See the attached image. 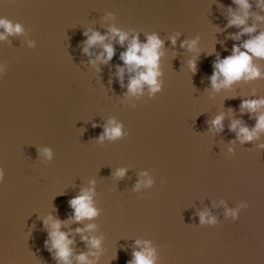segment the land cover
<instances>
[{"label": "water", "instance_id": "obj_1", "mask_svg": "<svg viewBox=\"0 0 264 264\" xmlns=\"http://www.w3.org/2000/svg\"><path fill=\"white\" fill-rule=\"evenodd\" d=\"M249 4L245 27L256 31L236 40L234 0H0V20L21 27H0V264H65L50 216L73 241L70 264L81 254L131 264L145 250L153 264H264V131L238 136L264 115L241 107L264 100V59L252 58L258 78L211 85L218 58L264 33V3ZM113 28L128 35L123 45ZM94 32L115 49L108 63L87 44ZM152 35L163 42L160 91L132 94L136 73L120 56ZM193 40L195 50L181 47ZM83 191L98 216L76 222L70 202Z\"/></svg>", "mask_w": 264, "mask_h": 264}, {"label": "clouds", "instance_id": "obj_2", "mask_svg": "<svg viewBox=\"0 0 264 264\" xmlns=\"http://www.w3.org/2000/svg\"><path fill=\"white\" fill-rule=\"evenodd\" d=\"M264 3V0H261ZM234 3L239 6L240 13H233L232 18L229 21L230 27L243 28V31L234 37L233 39L238 40L241 35L252 34L256 31V28L245 27L248 10L251 8L249 0H234ZM257 19H264L257 17ZM0 27L4 28L7 33H19L21 32V27L13 25L6 21L0 20ZM112 37H119V42L121 45L128 40V35L124 32H121L115 28L111 29ZM3 36H0V39H3ZM108 37L101 36L98 32H94L87 40L89 47L100 44L103 46L104 53L107 54V59L104 58V53H101L100 61L102 63L110 62L115 56V49L104 43ZM173 44H175V39H173ZM197 41H185L181 47L187 46L190 51L195 50ZM163 47V42L159 39L158 36L152 35L148 37L146 44H141L139 38L136 37L131 40L128 45L127 51L121 54L120 59L124 62V65L127 66L129 72L136 73L128 85V90L130 93L135 94L139 92L144 85H148L153 93L160 91L161 85L158 82V77L161 73L158 71L159 60L161 56L160 49ZM242 47L246 51H241L240 46L233 47V54L227 56L224 59H217L214 64L215 71L211 76V85L215 90H220L221 88H228L234 82L241 80L242 78H247L248 80L258 78L260 76L259 70L253 66L252 58L256 57L258 59H264V33H261L258 36H254L252 39L246 41ZM85 53L88 52V48L84 49ZM251 53V55H249ZM190 66L192 71L195 72L196 64L191 62ZM124 72L123 68L119 69V73L122 76ZM221 77L223 79H221ZM241 107L247 109L250 112H256L258 108L264 107V100H245ZM223 119L224 117L217 116L215 120L212 121V124L218 129L223 130ZM239 122H233L231 125V130L236 131ZM264 131V115L257 117V123L253 130H249L247 127H240L238 136L241 139V142L252 141L257 132ZM105 134L109 138H116L121 136V129L119 126L113 127L105 130ZM103 139V137L101 138ZM50 157V152L46 153ZM120 176L125 174L124 170H121L117 173ZM72 209L75 213V221L82 222L85 219H93L98 216V211L93 207L92 196L89 191H83L81 195L75 197L70 202ZM235 216V213H233ZM201 222H204V216H201ZM46 223L51 224L52 231L49 233L50 239L52 242V248L56 249V257L59 260L65 262V264H70L69 257L72 255L70 245L73 243L72 240H69L67 235L60 231L61 222L59 220H54L51 216L48 218ZM215 223V221H213ZM95 228V225H88V230L91 231ZM84 230L77 229V232L82 233ZM83 240L87 242L91 248L99 249L100 240L93 237L91 240L87 236H83ZM139 244V241L137 242ZM95 255V253H92ZM134 260L131 264H153L152 255L153 253L150 250L135 252ZM78 261L80 264H91L88 261L86 254H81L78 256Z\"/></svg>", "mask_w": 264, "mask_h": 264}]
</instances>
